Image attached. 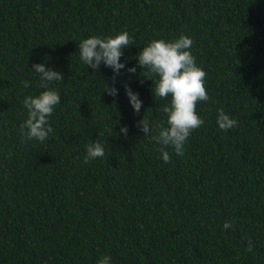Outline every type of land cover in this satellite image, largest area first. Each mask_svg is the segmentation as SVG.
Masks as SVG:
<instances>
[{"label":"trees","instance_id":"obj_1","mask_svg":"<svg viewBox=\"0 0 264 264\" xmlns=\"http://www.w3.org/2000/svg\"><path fill=\"white\" fill-rule=\"evenodd\" d=\"M123 31L134 44L118 74L80 59L82 40ZM181 35L193 41L210 100L197 104L204 123L184 155L167 148L164 163L156 129L144 136L137 121L167 126L169 100L154 99L136 57ZM37 63L64 76L49 84L61 103L44 142L20 128L23 99L45 90ZM128 87L143 101L139 114ZM219 108L235 128H219ZM97 139L104 157L84 163ZM104 255L111 264H264V0H0V264Z\"/></svg>","mask_w":264,"mask_h":264},{"label":"clouds","instance_id":"obj_2","mask_svg":"<svg viewBox=\"0 0 264 264\" xmlns=\"http://www.w3.org/2000/svg\"><path fill=\"white\" fill-rule=\"evenodd\" d=\"M131 44H134L133 38L127 31L106 38L91 36L79 43V56L88 68L98 70L103 63L118 74L125 67L120 60L123 50ZM192 44V39L186 35H181L173 41L154 39L141 49L136 57L142 69L140 75L152 81L151 91L154 99L169 100L161 109L167 116V126L163 123L150 125L146 114L137 121V126L141 128L144 136L152 134L153 129H156L153 139L161 146L159 151L164 163L171 161L167 148H172L178 156L184 155V145L188 137L204 123L196 111L197 104L210 100L205 85L206 72L197 65L190 51ZM31 68L39 75L37 86L45 90L39 95H27L23 99L22 104L27 109V118L20 128L27 139L44 142L54 134L49 117L61 103L60 94L49 88V84L63 80L64 76L61 72L48 68L44 63L33 64ZM136 70L135 66L128 69L131 74H135ZM153 77L156 79L153 80ZM23 87H31L30 82L23 81ZM103 92L111 96L118 95V89L108 84ZM126 94L134 111L139 114L143 106L139 94L133 92L130 87L126 88ZM217 113V123L221 130L228 131L237 126V121L226 114L223 108L217 109ZM120 132L127 136V126H123ZM104 155L105 146L97 139L87 145L83 162L89 163ZM231 227L232 221L223 224L225 230ZM252 249L253 244L249 240L246 250L250 252ZM97 264H111V256L104 255Z\"/></svg>","mask_w":264,"mask_h":264}]
</instances>
